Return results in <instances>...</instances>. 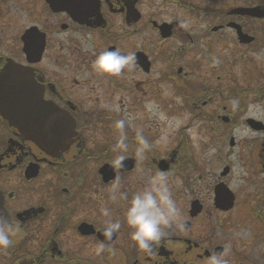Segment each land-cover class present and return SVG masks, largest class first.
<instances>
[{"label":"flooded vegetation","instance_id":"flooded-vegetation-1","mask_svg":"<svg viewBox=\"0 0 264 264\" xmlns=\"http://www.w3.org/2000/svg\"><path fill=\"white\" fill-rule=\"evenodd\" d=\"M18 1L0 0V264H264V0ZM114 49L134 62L96 72ZM161 172L179 216L149 253L124 214Z\"/></svg>","mask_w":264,"mask_h":264},{"label":"clouds","instance_id":"clouds-1","mask_svg":"<svg viewBox=\"0 0 264 264\" xmlns=\"http://www.w3.org/2000/svg\"><path fill=\"white\" fill-rule=\"evenodd\" d=\"M134 54H122L120 49L109 50L98 55L93 61V69L101 74H107L111 76H118L122 70L134 62ZM151 107V105H146ZM125 122L119 120L116 122L118 129H123ZM166 135L161 139H166ZM126 137L121 136L117 142V149L126 150L127 145L125 143ZM141 147L137 150L141 155L145 149L150 146L148 141L143 136L138 137ZM123 156H118L114 161V164L119 166ZM118 183L113 186V191L118 187ZM115 200V195L112 196ZM103 216H109L108 209H101ZM179 216V210L177 208L175 200L172 198L170 187L167 183V178L164 173H158L157 176L152 177L146 187L136 193L124 214L125 222L129 227L130 238L138 248L151 252L153 245L159 242L162 238L169 235L165 229L170 228L177 222ZM182 227L183 225H177ZM122 225L119 220L109 222L104 228L102 234L106 239H111L113 234L121 229ZM12 241L9 238L7 225L4 221L0 220V249H7L11 245ZM99 254L104 251V245L101 243L95 249ZM227 253V248L223 254ZM216 254L210 257V264H227V261L221 259V255Z\"/></svg>","mask_w":264,"mask_h":264},{"label":"water","instance_id":"water-1","mask_svg":"<svg viewBox=\"0 0 264 264\" xmlns=\"http://www.w3.org/2000/svg\"><path fill=\"white\" fill-rule=\"evenodd\" d=\"M50 5L53 6H65L66 3H64V1L62 0H47ZM33 30L28 29L25 34L22 36V39L24 40L25 36L29 33H31ZM41 47L38 48V46H34V45H26V43H24L23 45V51L26 53H37L40 54ZM26 68L22 67V66H18L16 65V67H14L13 65L9 64L4 68V72H3V77L5 79H13L15 78L17 80L16 86H15V92H18L19 94H24V90H25V80L28 77V74H26ZM15 70V72H14ZM14 73V74H13ZM7 86V85H6ZM6 89H10L9 87H6ZM4 117H6L9 120H15V121H11V123H13L16 127H18L19 129L23 130L25 128V124H24V109L21 107H11V108H7L5 109V114H3Z\"/></svg>","mask_w":264,"mask_h":264},{"label":"rangeland","instance_id":"rangeland-1","mask_svg":"<svg viewBox=\"0 0 264 264\" xmlns=\"http://www.w3.org/2000/svg\"><path fill=\"white\" fill-rule=\"evenodd\" d=\"M32 1V5L33 6H36V7H38V6H40V1L39 0H31ZM11 2H12V0H1V3H2V7H4V6H8V7H11ZM18 4H19V1L18 0H16V6H18ZM17 9V8H16ZM18 10V9H17ZM18 31H20L19 30V27H18V24H17V26H16V33H18ZM166 133V132H165ZM168 134V132L166 133V135Z\"/></svg>","mask_w":264,"mask_h":264}]
</instances>
